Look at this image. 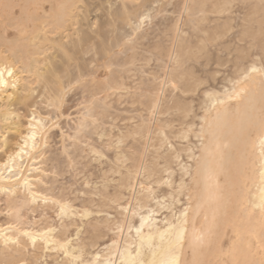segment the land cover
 <instances>
[{"label":"bare ground","instance_id":"obj_1","mask_svg":"<svg viewBox=\"0 0 264 264\" xmlns=\"http://www.w3.org/2000/svg\"><path fill=\"white\" fill-rule=\"evenodd\" d=\"M0 264H264V0H0Z\"/></svg>","mask_w":264,"mask_h":264},{"label":"rangeland","instance_id":"obj_2","mask_svg":"<svg viewBox=\"0 0 264 264\" xmlns=\"http://www.w3.org/2000/svg\"><path fill=\"white\" fill-rule=\"evenodd\" d=\"M80 181H81V180H80ZM52 213L54 214V212L51 211V212H49V213L47 214L48 216H47V215H46V216H47V217H49L50 215L52 216V215H53ZM36 216H37V215H36ZM47 217H46V218H47ZM53 217H54V216H53ZM53 217H52V219H53ZM37 218H39V216H37ZM40 218H41V217H40ZM49 219H50V217H49ZM49 219L47 218V220H49ZM39 249H40V248H39ZM41 250H42V247H41L40 250H38V252L40 253ZM41 252H42V251H41ZM36 254H38V253L36 252ZM38 255H39V254H38Z\"/></svg>","mask_w":264,"mask_h":264}]
</instances>
